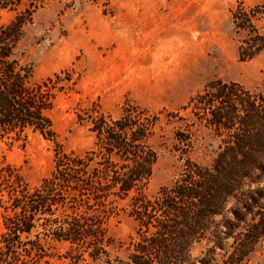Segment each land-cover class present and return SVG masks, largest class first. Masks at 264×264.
Masks as SVG:
<instances>
[{"label": "trees", "instance_id": "1", "mask_svg": "<svg viewBox=\"0 0 264 264\" xmlns=\"http://www.w3.org/2000/svg\"><path fill=\"white\" fill-rule=\"evenodd\" d=\"M43 0H0V135L54 139L48 111L56 91L71 89L59 74L31 82L18 46ZM264 2L231 7L238 58L264 51L255 19ZM193 117L177 127L181 168L167 186L147 188L157 153L150 140L158 112L126 107L117 118H91L92 146L82 154L57 145L54 165L38 186L0 173V264H56L61 259L105 264H245L264 237V91L214 79L181 106ZM194 124L217 141L209 164L188 156ZM5 194V196H4ZM123 211L134 222L126 254L112 257L108 223ZM196 245L201 248L194 253ZM61 247L64 248L61 251Z\"/></svg>", "mask_w": 264, "mask_h": 264}, {"label": "rangeland", "instance_id": "2", "mask_svg": "<svg viewBox=\"0 0 264 264\" xmlns=\"http://www.w3.org/2000/svg\"><path fill=\"white\" fill-rule=\"evenodd\" d=\"M239 2L250 7L264 0H43L25 27L20 58L31 66V82L55 73L60 85L68 75L76 82L56 91L48 111L54 139L0 135V173L32 189L52 170L57 145L78 154L92 146L91 118H117L126 107L137 106L160 116L150 140L157 160L147 192L169 185L182 163L174 132L194 119L181 109L191 96L214 79L264 91V51L249 60L238 58V40L246 33L234 31L229 10ZM11 15L1 11L0 22ZM255 24L264 32V13ZM193 127L188 156L209 164L217 141L203 125ZM0 184L8 185L1 176ZM2 229L0 207V234ZM133 229L123 211L109 221L112 257L125 256ZM200 248L196 245L194 253ZM56 264L105 263L61 259ZM245 264H264V237Z\"/></svg>", "mask_w": 264, "mask_h": 264}]
</instances>
